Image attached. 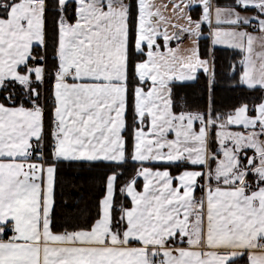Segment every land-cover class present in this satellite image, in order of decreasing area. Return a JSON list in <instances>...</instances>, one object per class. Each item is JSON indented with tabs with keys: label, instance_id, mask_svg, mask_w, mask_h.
Masks as SVG:
<instances>
[{
	"label": "snow or ice",
	"instance_id": "6c2138e0",
	"mask_svg": "<svg viewBox=\"0 0 264 264\" xmlns=\"http://www.w3.org/2000/svg\"><path fill=\"white\" fill-rule=\"evenodd\" d=\"M0 264H264V0H0Z\"/></svg>",
	"mask_w": 264,
	"mask_h": 264
},
{
	"label": "trees",
	"instance_id": "16d2710c",
	"mask_svg": "<svg viewBox=\"0 0 264 264\" xmlns=\"http://www.w3.org/2000/svg\"><path fill=\"white\" fill-rule=\"evenodd\" d=\"M216 55L218 70L221 73H225L227 71L228 64L231 61L239 59V56L230 49L218 48ZM218 95L223 97L225 100H230L235 94L222 87L219 90ZM67 175L70 177L71 187H67L66 190L72 192L74 195L83 196L86 201L89 200L92 194L91 174L87 171L69 169L67 170Z\"/></svg>",
	"mask_w": 264,
	"mask_h": 264
}]
</instances>
